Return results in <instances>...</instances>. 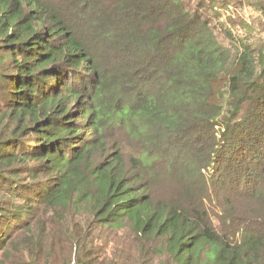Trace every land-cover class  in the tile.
<instances>
[{"label":"trees","instance_id":"16d2710c","mask_svg":"<svg viewBox=\"0 0 264 264\" xmlns=\"http://www.w3.org/2000/svg\"><path fill=\"white\" fill-rule=\"evenodd\" d=\"M0 264H264V0H0Z\"/></svg>","mask_w":264,"mask_h":264},{"label":"rangeland","instance_id":"374dc122","mask_svg":"<svg viewBox=\"0 0 264 264\" xmlns=\"http://www.w3.org/2000/svg\"><path fill=\"white\" fill-rule=\"evenodd\" d=\"M247 16V15H246ZM251 19V18H250Z\"/></svg>","mask_w":264,"mask_h":264}]
</instances>
